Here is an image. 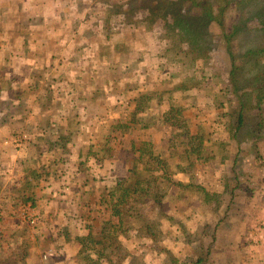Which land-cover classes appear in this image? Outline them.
Segmentation results:
<instances>
[{"label":"rangeland","instance_id":"1","mask_svg":"<svg viewBox=\"0 0 264 264\" xmlns=\"http://www.w3.org/2000/svg\"><path fill=\"white\" fill-rule=\"evenodd\" d=\"M19 1L13 0L11 5L0 1V4L6 8L5 10L9 9L10 12L8 18L0 14V39L6 38L7 32L2 28L7 23L10 26L17 23V26L20 24L22 27L27 26L28 22L22 21L20 14L16 12V5ZM129 1L77 0L76 12L73 10L71 12L69 11L71 8L66 7V2L70 4L72 0H64L62 14L56 15L59 18L49 19L56 23L69 24V28L65 30L63 27L56 32V38L60 39L57 42L61 45L60 52L56 54L58 48L55 45L50 46L48 43H44V47L37 50L42 53L41 58L46 56L44 53L51 50L50 55L53 56L51 58L53 61L52 65L47 67V75L51 71L54 76L56 70V78L40 80L36 78L29 84L32 86L40 81V86L54 90L56 95L41 97L40 108L42 110L32 101L31 104L25 105L27 109L34 105V110L43 111V120L48 124V126L44 123L38 125L39 130L35 129L34 134V147L28 148L27 146L25 150L29 149V158L33 165L32 169H34L29 174L30 177L32 176L30 179L40 180L41 182L38 183L45 186L50 182V178L46 176L48 173L42 169L40 162L42 153L49 150L46 153L44 164L50 163L47 168H52V178L56 180L52 185H47L46 190H40L37 184L35 186L38 190H33L36 187L29 189L31 186L28 184L31 182H27L18 193L14 184L20 183L21 179L11 178L9 181L10 176L0 173V213L3 212L0 214L1 260L7 255L13 254L16 262L20 261L22 256L25 257L22 261L23 264H88V259L85 258L87 253L82 251V245L77 243L75 238L85 236L88 230L86 227L89 225L97 224L98 226L103 221V215L99 214L98 208L93 206V202H99V194L110 186L108 181L128 176L127 170H129L132 160L129 153H126L128 150L125 152L126 146L129 148L132 140L137 141L138 147H144V144L151 143L150 146L154 154L168 155V152H165L168 146L166 136L170 131L162 124L163 114L167 112L168 103L166 101L158 103L160 97L168 98V96L162 92H169L181 86L185 88L186 95L191 98L186 103L181 98V92L172 93L169 100L171 103L190 106L191 102H195L202 106L208 105L211 104L212 95L206 84L210 83H206V80L203 84L200 77L208 74L209 79L213 74L215 78L219 76L218 82L224 79L223 77L229 72L226 66H229L230 59L224 47L211 49L210 68L206 67L201 60L195 63H190L188 59L171 60L170 63L161 59L159 55L162 53L163 45L156 43L152 26L139 19L140 16H127L130 10ZM57 4L59 5L60 2ZM135 4L133 3L132 8ZM80 9L86 12H81ZM247 9L255 10V4L251 3ZM234 19L225 20L228 29L234 25L231 24ZM42 21L44 20L42 19ZM248 23L246 27L244 23H240V27H243L245 32L243 34L238 32L234 35L236 39L232 42L231 48L236 55H239L236 47L237 40L241 38L242 44H247L245 41H248L247 35L253 26V21L249 20ZM211 29L215 40L222 43L220 30L218 31L215 27H211ZM10 30L9 33L13 39L18 38L21 41L24 38H30V33H32L18 29L12 30L11 27ZM35 33L37 34L36 40H45V42L48 40L47 31L39 29ZM81 34L84 36L78 37ZM106 36H109L108 40ZM65 40L67 41L66 45L64 44ZM77 41H84V47L81 48ZM105 41L106 43H104ZM249 43L252 42L249 40L247 45ZM60 73L65 78H61ZM21 76V78L26 76L24 71ZM199 79L200 83L197 85ZM21 82L23 81L21 80ZM23 85L25 86V84ZM220 88L219 85L216 92H221ZM142 92L151 95V99L145 100L136 113V101L142 102L140 99ZM29 95L24 90L20 94V99L27 101ZM182 95L185 94L182 93ZM71 101L78 108H84V114H77L76 110L57 112V107L58 109H61L63 105L70 107ZM190 108L193 109V107ZM23 109L21 107L19 111ZM11 110L18 111V108ZM34 110L31 112L37 116L38 112ZM189 114H191L189 127L193 132L197 133L200 129L205 131V144L202 152L209 160L205 163L206 170L203 174L197 167V171H193L191 175H195L196 180L204 184L213 198L222 191L218 179L221 180L223 174H226L227 177L231 176L233 171H231L229 162L232 161V157L239 156L237 160L239 165L235 167L239 195L237 194L233 202L237 205L229 216L226 214L218 226L228 230L227 227L241 225L240 228L232 229L226 237H222L227 241V246H231L229 262L230 264H264V144L260 147V153L257 156L249 150V143L243 145L238 153L239 144L234 141L229 142L224 130V133L216 132L212 136L209 135L212 130L220 131L219 129H221L220 126L218 128L213 123L215 119L212 115L202 112L195 115L194 109ZM134 118L136 120L131 121ZM79 123L83 132L79 136L82 142L77 143L74 136H78ZM149 124L151 125L149 126ZM120 126H129L130 129L125 131ZM21 135L20 133L15 135L14 141H11L4 149L9 146L11 151L23 149L26 144ZM107 139H111L113 143L105 145L104 142H107ZM117 141L121 142L118 147H116ZM75 144L80 145L81 155L83 159L85 158L81 162L75 161L76 165L82 164L77 167L80 169L78 176L70 172V166L67 170L64 165L67 161L64 157L61 158V155L67 154ZM104 150L107 151L106 154L102 152ZM6 159L8 164L14 163L11 158ZM178 161L179 158L174 155L169 163L174 166L178 164ZM179 162L182 163V161ZM171 169L175 170V168ZM175 179L187 181V177L183 174L175 176ZM43 188L46 187H41V189ZM53 192L56 193V196H53L56 201L49 202V197ZM193 192V190L183 193L182 190L168 192L162 212L169 216V219L162 220L160 227L155 229V237L148 243L131 245L128 242L125 244L131 250V264H172V260L168 258L171 256L182 264H185L186 257L188 258L186 259L187 264H193V261L198 259V255L203 260L206 258L205 249L211 245L212 237L210 234H204L202 229L206 221L211 223V227L214 226L222 214L215 212L212 201L204 203L200 195ZM27 195L29 198L32 195L36 196L39 202L25 201L28 199ZM181 195L183 200L179 201ZM31 200L33 199L31 198ZM87 202L92 204L91 208H87ZM33 204L37 206L35 210L31 209ZM103 214H105L104 210ZM32 216L38 217V221L34 224L28 222ZM254 218H257L256 220H259L262 225L263 235L259 234V238L254 236V233L258 234L254 229L256 224L253 221ZM252 224L253 227H251ZM184 227L191 232L194 229L197 230L198 233L192 238H200L201 249L196 247L197 249L194 250L193 245L182 239L184 238L182 232ZM35 235L38 237L37 239ZM155 240L158 244L156 247L152 245ZM162 247L168 250L171 256H168ZM212 247H214L213 254L209 255L206 263L212 259L222 260L224 263L225 255L219 250L221 249L219 239L215 238ZM89 258L97 259L91 255ZM0 264L7 263L1 261Z\"/></svg>","mask_w":264,"mask_h":264},{"label":"trees","instance_id":"2","mask_svg":"<svg viewBox=\"0 0 264 264\" xmlns=\"http://www.w3.org/2000/svg\"><path fill=\"white\" fill-rule=\"evenodd\" d=\"M133 3L136 4L132 8ZM251 3L255 4L253 11L247 9ZM128 5L130 10L127 16H140L139 19L149 23L154 29L153 36L156 43L163 45L162 53L159 55L161 59L170 63L171 60L188 59L190 63L201 60L206 67L210 68L211 49L224 47L230 59L229 66H226L229 72L218 82L219 76L215 78L213 74L209 79L208 74L200 77L203 84L206 80V83H210L206 84L212 95L211 104L208 105L202 106L195 102H191L190 106L171 103L169 100L172 93L181 92V98L186 103L191 98L186 95L185 88L181 86L169 92H162L168 96V98L158 99L160 104L164 101L168 103L162 122L170 131L166 136L168 146L165 152H168V155L154 154L151 143L138 147L137 141L132 140L129 148L126 146L125 152L128 150L126 153H129L132 160L127 170L128 176L108 181L110 186L99 194V202H93L99 214L103 215V221L98 226L97 224L89 225L86 227L88 230L85 236L75 238L76 242L82 245V251L87 253L85 258L88 259V264H131V250L125 244L148 243L155 237V229L160 227L162 220L169 219V216L162 212V207L171 190H182V193L193 190L194 194L200 195L204 203L212 201L215 212H221L222 216L219 221H216L217 223L214 222L216 223L214 226L211 227V223L206 221L202 229L204 234L211 235L213 244L216 229L222 219L226 217V214L229 216L237 205L233 202L237 194L239 195L235 168L239 165V161L237 163L239 156L232 157V161L229 162L233 171L231 176L227 177L223 174L221 180L218 179L222 191L213 198L204 184L199 183L195 175H191L193 171H197V167L203 174L206 170L205 163L209 161L202 152L205 131L200 129L195 133L189 127L191 115L189 113L193 109L195 115L201 112L212 115L215 119L213 123L221 129L220 131L212 130L209 135L212 136L216 132L224 133V130L229 142L234 141L239 144L238 153L243 145L249 143V150L257 156L260 153V147L264 144V0H130ZM232 19L234 20L231 24L234 25L228 29L225 20ZM249 20L253 21V26L248 32L247 39L252 43L247 45L248 41L242 38L247 42L246 45L242 44L239 38L236 42L239 55H236L231 48L232 42L236 39L234 35L238 32L243 34L245 31L243 27H240V23H244L246 27ZM211 27L220 30L222 43L215 40ZM106 38L108 40L109 36ZM159 56L156 57L160 58ZM128 70L130 71L129 68ZM199 83L200 79L197 85ZM219 85L222 90L216 92ZM150 96L147 92H142L140 97L142 102L140 101L139 104L136 101V113L145 100L151 99ZM190 107L193 109L191 110ZM134 120L136 119L131 121ZM120 127H123L125 131L130 129L129 126ZM110 142L113 143L111 139H107L104 144L107 145ZM118 144L121 142L117 141L116 147ZM175 151L177 154L173 153ZM180 151L181 154H179ZM102 152L107 153L106 150ZM174 155H177L182 163L178 161V164L171 166L169 161ZM171 168L175 170L172 171ZM179 174L186 176L187 181L175 179V176ZM181 197L182 195L178 197L179 201L183 200ZM28 200L25 199V201ZM91 205L89 202L86 203L87 208H91ZM157 232L159 235L158 230ZM182 232L185 238L182 239L193 245L194 250L197 249L196 247L202 248L200 238L199 240L192 238L198 233L196 229L191 232L184 227ZM152 245L155 247L158 245L156 240ZM209 247L205 249V254L208 253ZM163 251L171 256L168 250L163 248ZM89 254L97 259H90ZM13 256V254L7 255L6 258L0 259V262L21 264L25 258L22 256L21 260L16 262ZM197 257L193 264L203 261L199 255ZM168 258L172 260V264H182L173 256ZM186 259L188 258H185V264H187Z\"/></svg>","mask_w":264,"mask_h":264},{"label":"crops","instance_id":"3","mask_svg":"<svg viewBox=\"0 0 264 264\" xmlns=\"http://www.w3.org/2000/svg\"><path fill=\"white\" fill-rule=\"evenodd\" d=\"M0 1H5L6 3H10V5L13 3V0H0ZM57 2H60V4L58 5ZM63 3L65 4L64 0H20L19 2H17L16 12L20 14L22 21L25 20L28 22L27 26L22 27L21 24L17 26L18 23L13 24V26H10L7 23V25H5L2 28L7 33H6V38L0 39V159L5 158V156H7L6 158L8 157L11 158L14 163L8 164V161L6 158L5 160H1L0 161V173L3 174L4 176H8V177L10 176L8 178L9 181H11V178L16 179V180L21 179L20 183L14 184V188L18 191V193H20V191L22 190V187L24 186V184H27V182H31L30 184H28V186L29 185L31 186L29 187V189L35 188L36 187L35 185L37 184L40 190H46L47 185H52L54 180H56L55 178H52L53 177L52 168H50L51 170L47 168L50 166V163L47 162L48 164H44L45 157L47 156L46 153H48L49 150L42 153L40 162L42 163V169H44L48 173L46 174V176L50 178L49 179L50 182H48V184H46L45 186V185H41L38 183L40 180L30 179L32 176L30 177L29 174H31L34 169H32L33 165L29 158V155H30L29 149L27 150L25 149L27 146L28 148H31L32 146L34 147V134L36 130L37 131L39 130L38 125L40 123H44L46 126H48L45 120H43L44 112L41 111L42 109L40 108L41 100H42L41 97H44L45 95H49V96L54 95L55 92L54 90L46 89L40 86L39 85L40 81L38 82V84H33L32 86H30L31 84H29V82L30 81L32 82L36 78H39V80L56 78L55 76L56 70L54 71V76H52L51 71L47 75V72H48L47 67H49V65L51 66L52 61H53V59H51L53 58V56L50 55L51 50L49 49L47 53H44L46 54V56L43 58H41L43 56L42 53L37 50L38 48L44 47V43H48V45L50 46L55 45L56 48H58V50L56 51V54L60 52L61 45L57 43L60 39L56 38V32L62 29L63 27L65 30H68L69 24L64 25L60 22L56 23L55 21H51L49 19L59 18V17H56V15L58 13L62 14V11L64 8ZM66 4H67L66 7L71 8L69 11L72 12L73 10L74 12H76L75 5L77 6V0H72L70 4L66 2ZM5 9L6 8H4L2 4H0V14L2 16H7L8 18V15L10 12H9V9L7 10ZM80 11L86 12L85 10L82 11V9H80ZM42 19L44 21L41 22ZM10 27L12 30L18 29L22 31L32 32L30 33V38L28 39L24 38L22 41L19 40L18 38L13 39V37L9 33L11 32ZM39 29H43L48 32V40L46 39L47 40L46 42L45 40L35 39L37 36L35 32H38ZM78 37H83V34H81V36L78 35ZM77 42L81 48L84 47V43H85L84 41H77ZM64 44L65 45L67 44L66 40L64 41ZM23 71L26 74V76L24 78H21ZM60 77L65 78V76H63L61 73H60ZM21 80L23 82H21ZM23 84H25V86ZM22 85L24 86V88ZM30 89L32 91H29ZM24 90L25 92L30 94L27 101L20 99V94H22ZM60 93H62L61 90H60ZM31 101L33 104H36V106H39L41 110L40 109L34 110L33 108L34 105H32V108L27 109V106L25 105L31 104L30 103ZM21 107H23L24 109L19 111ZM12 108H18V111L11 110ZM32 110L38 112L37 116H34L32 114L31 112ZM56 110L58 113L62 111L65 112V110H68V111L76 110L77 114H81V115L84 114L85 112L84 108H78V106L75 103H73V101L70 102V107L63 105L61 109H58L57 107ZM45 119L47 118L45 117ZM81 132H83V130L81 129L80 123H79V128H78V133H77L78 136H74L76 137L74 140L77 143L82 142V140L79 137L81 136ZM19 133L22 134L21 136L26 146L23 147V149H20L18 151H11L10 146L4 149L6 145L10 144L11 141H14L13 137L15 135H18ZM63 157L67 161L66 163H64L67 170L70 166L71 168L70 172H73L74 175L78 176L80 169H78L77 167H80L82 164H80V166H79V163L78 165H76L75 161L81 162L85 159V158L83 159V156L81 155L80 145L75 144L67 154L61 155V158ZM43 180H46V179L43 178ZM80 183L82 184V182ZM20 185L21 187H19ZM41 187H46V188L41 189ZM38 188L36 187L33 190H38ZM54 193L55 192H53L52 195L49 197V200H50L49 202L56 201V198H53V196L54 197L56 196V193L55 194ZM26 197L29 199L28 202H35V203L39 202L38 198L34 195L30 196V198L28 195ZM31 198L33 200H31ZM34 204L33 206H31V209L33 210H35V207H37ZM256 219L257 218H254L253 220L256 222V224L254 225V229L257 230L258 234L254 233V236H258L259 238V234L263 235L262 230H261L262 225H260L259 220L257 221ZM239 226L241 225L236 224L233 227H227L229 232L225 227H222V226L220 228L219 227L217 228L218 231L216 229V233L214 237L216 239H219V245L221 247V249L219 250L222 254L225 255L224 263L222 262V260H213V259L212 261L210 260L209 263H206V261L209 258V255L213 254L214 247H212L213 244L211 242V245L207 251L208 253L206 254V258L203 261H201V263H196V264H230L229 249L231 246H227L228 245L227 241L222 239V237H226L227 235H229L232 229H235L237 227L240 228ZM251 227H253V224L251 225ZM35 238L37 239L38 237L35 235ZM8 240L9 239L7 238V241Z\"/></svg>","mask_w":264,"mask_h":264},{"label":"built area","instance_id":"4","mask_svg":"<svg viewBox=\"0 0 264 264\" xmlns=\"http://www.w3.org/2000/svg\"><path fill=\"white\" fill-rule=\"evenodd\" d=\"M29 211V210H28ZM37 216V215H36ZM36 216H32V218L30 219V220H28V222L30 223V224H34L36 221H38V217H36Z\"/></svg>","mask_w":264,"mask_h":264}]
</instances>
